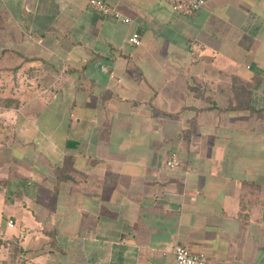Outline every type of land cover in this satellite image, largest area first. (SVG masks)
Masks as SVG:
<instances>
[{
    "label": "crops",
    "instance_id": "1",
    "mask_svg": "<svg viewBox=\"0 0 264 264\" xmlns=\"http://www.w3.org/2000/svg\"><path fill=\"white\" fill-rule=\"evenodd\" d=\"M88 1L0 0V245L264 264V0Z\"/></svg>",
    "mask_w": 264,
    "mask_h": 264
},
{
    "label": "built area",
    "instance_id": "2",
    "mask_svg": "<svg viewBox=\"0 0 264 264\" xmlns=\"http://www.w3.org/2000/svg\"><path fill=\"white\" fill-rule=\"evenodd\" d=\"M172 8L175 10H181L183 12H194L203 7L206 0H168ZM88 5L102 14H109L114 19H122L123 22H128L127 18H123L118 13L111 12L110 7L106 4L104 0H89ZM128 42L132 45L139 44V37L136 33H133L129 38ZM168 167H174L176 161L174 155L167 161ZM8 226H12L13 222L11 219L7 221ZM173 264H211L207 261L205 254L203 253H192L187 248L181 245H176L173 247Z\"/></svg>",
    "mask_w": 264,
    "mask_h": 264
},
{
    "label": "rangeland",
    "instance_id": "3",
    "mask_svg": "<svg viewBox=\"0 0 264 264\" xmlns=\"http://www.w3.org/2000/svg\"><path fill=\"white\" fill-rule=\"evenodd\" d=\"M2 240H0V242H1ZM8 246H6L5 244H2V245H0V253L2 252V251H5L4 249H6ZM2 248H4V249H2ZM11 250L12 249H6V252L7 253H5L4 254V257H6V258H4L3 260H0V264H20L19 262H16V261H11V259H10V257H11ZM21 264H23V262L21 263Z\"/></svg>",
    "mask_w": 264,
    "mask_h": 264
},
{
    "label": "trees",
    "instance_id": "4",
    "mask_svg": "<svg viewBox=\"0 0 264 264\" xmlns=\"http://www.w3.org/2000/svg\"><path fill=\"white\" fill-rule=\"evenodd\" d=\"M2 242H3V243H4V242H5V243H6V242H10V244H11L12 241H5V240H4V241H1V243H2ZM10 246H11V245H10ZM11 249H12V250H11V254H12V255H11L10 259H11V261H14V260H15V255L17 254V252L20 253L21 251H20L19 249H16L15 246H14V247L11 246ZM17 255H18V254H17ZM17 255H16V256H17ZM17 260H18V259H17ZM17 262H19L20 264L22 263V261H20V260H18Z\"/></svg>",
    "mask_w": 264,
    "mask_h": 264
}]
</instances>
